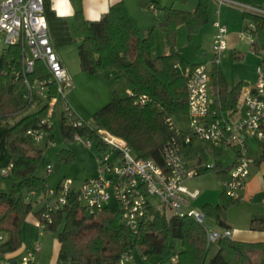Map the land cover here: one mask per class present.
Segmentation results:
<instances>
[{
	"label": "trees",
	"instance_id": "16d2710c",
	"mask_svg": "<svg viewBox=\"0 0 264 264\" xmlns=\"http://www.w3.org/2000/svg\"><path fill=\"white\" fill-rule=\"evenodd\" d=\"M75 17L83 22L85 32L79 44L82 69L91 73L108 69L114 71L113 76L123 75L133 94L121 95L114 90L113 98L94 112V123L83 119L82 125H75L79 116L63 115L64 137L70 141L74 140L75 134H80L91 139L97 149L105 150L107 145L99 133V128H103L125 138L137 156L153 158L164 164L163 145L174 134L168 118L187 114L189 109L187 77L175 67V63L190 67L199 63L190 62L178 51V26L185 24L188 38L192 39L209 21V0H199L193 11L175 7L165 9L164 19L160 22L165 27L170 47L165 54L154 53V27L142 35L124 1L113 3L98 19H86L81 10L75 13ZM244 17L254 23L251 28L252 50L264 54V15L245 11ZM21 49L20 43L10 44L0 55V119L15 120L9 124L6 138L9 161L14 164L9 175L13 183L9 191L0 190V234L3 235L0 238V261L24 243V224L33 210L31 197L27 199L28 192L48 188L47 178L38 174L40 166L45 164L46 147L37 144L27 130L38 126L47 115L49 102L39 99L37 102L42 106L37 111L18 117L30 106L23 102L21 95L16 96L20 81L14 69L21 67ZM244 56L240 50L233 53L235 59ZM47 76L49 72L44 63L39 62L31 78ZM211 76L217 92L214 107L219 113L238 110L246 81L240 80L231 86L223 66L216 61L211 64ZM141 94L148 96L145 102L137 101ZM261 128L264 131V119ZM75 155L69 148L58 151L59 158L65 162L74 161ZM218 157L221 158L220 153ZM262 161L264 137L261 152L254 156V162ZM232 165H225L218 159L213 166L206 163L199 171L224 173ZM76 196L72 193L68 204L52 213V222L47 226L53 231L61 227L57 234V262L115 264L123 252L139 247L138 252L163 260L177 252L178 260L174 264H264V240L223 237L217 242V252L211 255L204 224L188 216L168 215L165 208L157 206L150 207L138 238L122 222L119 210L106 207L92 211L82 206ZM240 202L241 197H233L222 190L218 202H205L202 209L207 217L227 226L228 208ZM44 208L45 205L37 211L39 217ZM174 239L180 241V249L175 248Z\"/></svg>",
	"mask_w": 264,
	"mask_h": 264
},
{
	"label": "built area",
	"instance_id": "2783aa9c",
	"mask_svg": "<svg viewBox=\"0 0 264 264\" xmlns=\"http://www.w3.org/2000/svg\"><path fill=\"white\" fill-rule=\"evenodd\" d=\"M45 1L0 0V43L21 44V67L14 69V72L22 87V100L28 105L39 99L49 102L47 115L41 119L38 126L29 128L27 133L37 144L45 141L47 145H53L51 118L56 112L57 104L62 105L64 116L76 115L66 96L67 90L73 89L75 84L51 41ZM216 1L264 15V8L239 0ZM214 25L216 31L213 38L215 51L213 61L220 62V56L228 46V25L219 18L214 21ZM252 27H254L253 22L247 33V37L251 39H253ZM245 36L244 31L240 33V37ZM39 62L44 63L49 76L32 79L31 75L37 69ZM212 62H199L195 67L183 66L181 62L175 63V67L187 77L189 89L187 115L190 121L188 128L182 129L173 118H168L174 134L163 145L164 164L153 158L137 156L125 138L99 128L107 149L98 153L97 174L86 178L80 187L74 186L71 178H66L56 187L49 188L48 194L55 195V199L45 204L41 217L36 221L40 233H43L52 222V213L64 208L68 204L69 196L76 193L77 200L89 210L106 207L119 210L122 222L128 225L138 238L141 235L143 220L148 215L150 207L155 206L151 201L154 197L167 204L172 215L188 216L204 224L208 245L211 246L223 237H233L234 232L230 227L214 229L207 226L205 212L194 204L199 191L191 188L187 181L197 176L200 171L189 166L184 145L190 144L197 138L216 147L232 148L236 152V158L223 180V187L231 196L242 197V190L248 182L251 166L254 163L248 136L255 135L260 139L264 137L261 128L264 119V63L257 66L255 83L243 91L245 110L235 120L224 112L219 113L213 105L217 92L212 82ZM128 93L133 94V90L129 88ZM50 94L53 95L49 98ZM147 99L146 94L137 97L139 102H145ZM74 124L82 125L83 119L79 117ZM74 138L89 147H94L93 141L87 137L75 134ZM13 165L11 161L0 165V177L9 176ZM207 165L213 166L214 163ZM47 169L48 172L52 171L51 165H47ZM36 190H30L27 199H30V195ZM113 201L114 207L111 206ZM0 238H3L2 234ZM40 250L41 242L37 241L33 249L25 253L20 260L17 259L15 263L11 260H1L0 264H32ZM177 260V252L163 260L128 250L122 253L115 264H174Z\"/></svg>",
	"mask_w": 264,
	"mask_h": 264
},
{
	"label": "rangeland",
	"instance_id": "374dc122",
	"mask_svg": "<svg viewBox=\"0 0 264 264\" xmlns=\"http://www.w3.org/2000/svg\"><path fill=\"white\" fill-rule=\"evenodd\" d=\"M215 2V0H211V7ZM179 3L180 2L176 3V5H181V3ZM174 7L183 8L179 6ZM225 10H227V12H225ZM227 15L231 18L230 22L226 18ZM212 16L203 28L195 34V36H193V39L188 38V31L185 24H183L179 30L178 41L180 51L190 62L211 63L214 60L215 51L213 48V38L216 28L213 25ZM223 18L230 23V29H235L237 27L240 32L244 31L246 33L245 37H238L236 46L234 42L230 41L226 50L223 51L220 56L221 64L227 73L229 84L233 85L234 83L236 84L239 82L242 79L241 77L251 79L254 72L256 75V67L261 61V56L256 57L253 54H247L252 43V39L247 37V33L250 31L249 27L251 22L244 17L241 10L223 6ZM142 35L144 34L142 33ZM158 44L160 47L161 38H159ZM7 45L8 44L4 42L0 43V55ZM236 49L244 51L245 56L242 59H235L233 57V53ZM183 66H185V64H183ZM113 72L114 71L112 70L105 69L96 73H91L83 70L79 61L75 66L69 68V73L72 76L75 86L73 89L67 90L66 96L77 116L87 120L89 123H94V112L106 105L113 98L114 90L121 95L129 94L128 89L130 88V84L127 79L123 75H119L118 77L113 76ZM21 91L22 87L20 86L16 90L17 97L21 95ZM41 106L42 104L34 102L26 111L21 112L18 117L27 113H33ZM62 116V105L57 104L56 112L51 118L52 130L54 133V144L47 145L45 141L39 144L40 146L46 147V160L45 164L40 166L38 169V174L47 178L48 188L46 191L37 189L35 194L30 195L33 203L32 213H36L42 205L55 199V195L48 194V190L51 187H56L61 180L71 178L74 182L73 185L80 187L86 178L94 176L98 172L97 156L102 150H99L96 147H89L81 140L75 138L74 140H67L62 131ZM174 120L175 123L182 129L187 128L190 121L187 114H176L174 116ZM7 121L9 124H12L15 120L11 118ZM204 143L212 149L213 145L211 143ZM62 148H69L73 150L76 154V159L71 162L61 160L58 156V151ZM226 150V156L223 159L224 164L230 163L231 161L229 154L230 151L228 148ZM4 152L5 151L2 149L0 144L1 158L5 156ZM204 161L209 164L216 162L215 155L210 149L209 152L206 153ZM47 165H51L52 171L48 172ZM227 173L228 172H202L200 175L193 177L190 181H187L188 185L194 184L201 190V194L197 198V205L201 204L203 199H217V195L221 190L222 182ZM0 180L2 190L9 191L13 183V178L8 176L5 179ZM151 201L158 208H165L168 215L172 214L169 206L163 203L159 198L154 197ZM111 206H115L114 201L111 202ZM258 206H260L259 208H264V203L258 202ZM251 213L252 208L248 202L243 203V205H231L227 211L231 220L237 221V223L245 229H249L252 220L256 223V225L261 222L260 218H257L256 215L252 216ZM206 224L214 229H221L223 227L218 221L210 217H207ZM60 229L61 227H59L56 231L45 229L43 233H40V228L36 227L33 223L32 217L28 216L24 224V240L26 249L29 250L33 249L37 241L41 242V250L36 256L37 264H63L61 262H54L58 251L57 234ZM173 242L176 249L181 248V244L178 239H174ZM213 249L214 247H212V251ZM29 250H27L26 253ZM139 250L140 248L137 247L135 252L138 253Z\"/></svg>",
	"mask_w": 264,
	"mask_h": 264
},
{
	"label": "crops",
	"instance_id": "0c3cea01",
	"mask_svg": "<svg viewBox=\"0 0 264 264\" xmlns=\"http://www.w3.org/2000/svg\"><path fill=\"white\" fill-rule=\"evenodd\" d=\"M118 1L125 2L126 6L128 7V10L130 11L141 33L146 34L151 27H154V34L156 37V45L154 47L155 54H165L170 51L165 27L160 24V22L164 19L165 9L167 7L179 6V7H183L184 10L193 11L195 10L199 2V0H46L45 14L49 24V35L57 53L59 54L64 66L67 68L68 71L69 68L75 66L78 61L79 64H81L80 56H79V44L85 34L83 29L84 28L83 22L75 17V13L81 10L86 19H90V20L98 19L106 11H108L109 7L113 3ZM239 1L264 8V0H239ZM178 2H180L181 5H176V3ZM150 5H153V7H151ZM223 6L239 9L243 13V15L245 11L239 7L230 6L228 4H220L217 1L211 7V0H209V20L211 16L214 14L212 16L213 25H214V21L217 20L218 18L226 22L228 25V35H227L228 43L230 41L234 42L236 46L238 42L237 39L238 37L240 38L241 32L237 27L235 29H230L231 25L229 22L231 18L228 15L226 16L229 22L223 18ZM183 8H179V9H183ZM225 12H227V10H225ZM182 25L183 24L178 26V37H179V30ZM159 38H161L160 47L158 44ZM177 49L184 56V54L180 51L179 41H178ZM236 50L242 51L241 49H236ZM248 53L253 54L256 57L261 56L260 58L261 61L259 62V64L264 63V54L262 55L256 54L252 50V43L247 54ZM241 78H242L241 80L246 81L245 88L254 84L257 78V67H256V75L254 72V75L251 77V79H246L245 77H241ZM233 85H235V83ZM244 110L245 107L243 104V97H241L238 110L233 112L224 111V113H226V115H229L231 116V118L236 120L241 114H243ZM8 127H9L8 121L0 119V144L2 146V149H4L5 151L4 152L5 156L2 158L0 157V165L8 162L10 157L6 147ZM248 142H249L251 154L253 156H257L261 152V139L255 135H250L248 136ZM227 148L230 151L229 154L231 161L230 163H227L225 165L233 163L236 158V152L230 147ZM227 148L212 146L211 149L203 141L195 138L190 144H187L185 146L184 152L188 159L189 166L191 168L200 170V168L206 164L204 160L206 153L209 152V149L214 153L215 160L220 159L223 161L224 157L226 156ZM219 153L221 158L218 157ZM201 173L199 172L198 175H200ZM226 176L224 178H226ZM5 178L6 177H0V179H5ZM191 179L192 178L188 179V181H190ZM189 186L193 189H197L199 191V195L201 194V190L198 187H196L194 184L192 185L190 184ZM0 189H2L1 180H0ZM222 190H224L223 182H222L221 190L217 195L218 196L217 199L215 200L203 199L202 203L198 205L196 204V202L198 201L197 199L195 200L194 204L202 208V205L205 202L216 203L219 200V195ZM247 202L250 204V207L252 208L251 215L252 216L256 215L257 218L261 219V222L258 225H256V223L252 220L249 229H245L242 228L239 225V223H237V221H232L229 215L227 214L225 219L227 227L232 228L234 232L233 238L235 239L247 240V241L264 240V208H259L260 206H258V202L264 203V161L260 163L254 162L251 166L250 176L248 182L246 183V186L242 190L241 202L238 205H243V203H247ZM44 205H42L37 211H41ZM38 214H39L38 212L36 213L30 212V214L28 215L32 217L33 223L35 224L36 227H38L36 224V221L39 218ZM212 247H214V249L213 251H211V255H214L219 248L218 243L217 242L213 243L211 245V248ZM27 250L29 249H26L25 240H24L22 247H20L16 251L6 254L3 260H11L15 263L17 259L19 260L21 259V257L26 253ZM58 250H59V243H58ZM57 258H58V251L54 262H57ZM34 263L37 264V258H35Z\"/></svg>",
	"mask_w": 264,
	"mask_h": 264
}]
</instances>
